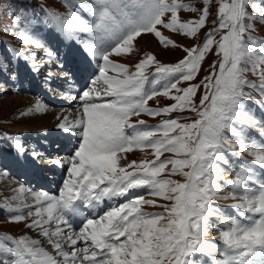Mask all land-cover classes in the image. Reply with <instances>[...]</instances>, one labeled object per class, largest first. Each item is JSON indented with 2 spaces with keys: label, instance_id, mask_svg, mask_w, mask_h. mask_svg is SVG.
Returning <instances> with one entry per match:
<instances>
[{
  "label": "snow or ice",
  "instance_id": "6c2138e0",
  "mask_svg": "<svg viewBox=\"0 0 264 264\" xmlns=\"http://www.w3.org/2000/svg\"><path fill=\"white\" fill-rule=\"evenodd\" d=\"M203 3L199 18L189 21H181L178 12L198 9L179 0H79V9L87 16L71 4L66 14L45 12L46 27L81 45L84 71L93 61L102 64L99 75L83 91L82 112L71 124V130L80 137L74 154L52 161L61 167L68 165L59 195L29 193L34 204L23 208L5 202V210L15 213L9 222L32 218L25 226L38 230L37 235L45 238L52 251L40 239L28 235L17 239L0 234V264H264V121H257L241 103V97L248 95L243 92L244 85L264 95V40L251 35L245 38L255 30L256 23L264 24V0L260 4L256 0H219L218 25L201 46L184 48L187 55L178 63L162 64L148 54L130 72L125 64L110 59L131 54L134 42L143 33L153 34L164 47H175L158 25L172 33L195 37L210 16L211 0ZM218 34L220 39L216 41ZM17 37L25 44L43 47L40 39L27 30H21ZM214 44L217 55L222 56L219 70L204 77V94L197 105L193 97L201 84L184 88L179 84L196 77ZM242 63L250 64L259 85L243 78L249 69L241 67ZM150 66H154L151 80L146 74ZM0 70L7 71L2 65ZM110 71L116 75H108ZM157 96L175 103L148 107V101ZM34 110L40 112L43 106L37 104ZM185 110L198 118L191 123L166 119L155 127L146 126L142 119L132 122V117L142 114L156 117ZM66 123L67 118L59 127L68 131ZM258 126L259 138L252 137L249 130ZM158 133L162 138L152 139ZM149 148L156 157L151 161H129L123 155ZM225 151L233 155L246 152L256 167L241 158L235 178L226 182L229 196L220 197L223 186L219 181L225 170L222 165L231 164ZM165 152L175 158L160 160ZM32 155L35 158L38 154ZM169 165L168 175L181 176L183 182L158 179ZM140 188L170 203L157 205L144 195L131 198L130 193ZM17 191L25 193L26 189L21 186ZM120 197L128 199L115 206L108 203L101 214L85 217L78 230L70 227L69 219H78L82 208L95 210ZM228 198L237 201L228 206L235 210L233 213L212 204L214 199ZM145 205L164 211L144 212ZM24 208L28 209L26 215ZM214 216L220 218L215 225L219 243L205 239ZM53 224L55 228L50 227ZM66 244L70 251L65 249Z\"/></svg>",
  "mask_w": 264,
  "mask_h": 264
},
{
  "label": "rangeland",
  "instance_id": "374dc122",
  "mask_svg": "<svg viewBox=\"0 0 264 264\" xmlns=\"http://www.w3.org/2000/svg\"><path fill=\"white\" fill-rule=\"evenodd\" d=\"M168 2L170 3L171 0H168ZM179 2L184 3V4H190V5H194L198 11L196 12H190V11H184V10H180L178 12V15L181 19V21H189V20H196L199 18V15L201 14V11L204 7V3L203 0H179ZM218 3L219 0H211L210 3V16L208 17V20L206 22V25L204 28L200 29L195 37H186L182 34L179 33H172L167 29L162 28L161 26H157V29L159 31H161L162 35L171 38L174 43H175V47L173 46H168V47H164L163 45L160 44L159 40L151 33H143L140 37L137 38V40L134 42V49L132 51L131 54L129 55H125L122 54L119 57L116 56H112L110 57V59H112L114 62L117 63H122L125 64L128 68L130 72H134L135 71V64L138 63L140 60L145 59L146 56L148 54L154 55L156 57V60L159 61L162 64H175L178 63L180 60L184 59L187 55V53L183 50L184 48H190L192 46H201L204 42V38L206 37V35L212 31V29L214 27H216L219 23V20L217 19V11H218ZM256 3L260 4L262 3V0H256ZM73 5L74 6V10L79 9V0H0V65H2L4 68H7L6 63L4 62V51L3 49H1V46H8L11 47L15 46L17 48V50L21 51L22 53H25L26 55V59L30 58L32 59V61L29 62H34L33 64H35V68H33V65L28 67V72H29V84H30V88L33 87V89H29L28 87L23 88L22 84L18 83L17 85H20L19 88L15 87L14 85L10 86L8 84V82H4L5 80H3V76L2 74H5V71L0 70V151L1 150H9V149H13L11 151V153L13 154H19V150L22 148L23 151L21 152L23 157L26 158L27 161L30 160H34L36 159L37 162L39 164H45L48 161H53L51 160V154L50 155H45L40 153V147H39V139L40 137L46 139V134H52L53 138L57 135V136H61L59 135L60 133L63 134L64 137H69V132L73 133L71 130V127L69 128L68 131H61V128H51L48 127L49 130L47 131H42L44 129H46L45 127L48 126L45 125L46 122H44V125L42 123V121H35V119L39 118V117H34L36 115L34 109H32V107L29 109L28 111V118L25 119V123L22 120V123L19 120V113H21L19 110H15V105H17V102L19 99H25V107H30V105L36 101L39 104L43 105H48L49 108H51L49 106V103L44 102V95L41 93L39 96H34V94H36L35 91V83L38 86V88H45L42 85H40V83L38 82V73L39 70L40 71H47L49 69H52V67L55 64V61L57 60V65H55V69H57L56 66L59 67V69H57L56 72H54L53 70H49L47 75H49V79H46L45 82L48 83L47 89L49 90H45L44 92L48 93H52L53 95H56L59 87L61 86V84H63L64 81L61 80H66L69 81L71 76L68 75L65 69L66 64L60 65L61 61L60 58L65 54V53H69L70 50L68 51H64L63 53L58 52L59 54V59H56L58 56L56 54V56L54 57L53 54L47 50L48 48L45 47L44 43L45 41H42L40 39V37L38 36L39 34V26L38 23H40L39 19L44 20V16H45V12L48 11H53V12H57V13H62V14H66L69 11V8L67 5ZM43 10V11H42ZM249 11L251 12V8H249ZM167 16H170V13L167 14ZM166 16V18H167ZM17 17H19V19L17 20ZM33 20H36L37 23L36 24H32L31 22ZM213 21H215V24L213 23ZM46 29H50L49 27H46ZM21 30H27L29 35L40 39L41 43L43 44V47H36L33 44H25L22 42L21 39H18L17 34L21 31ZM55 31H53V28L50 29V34H45L42 28V35L43 37H52V39H54L55 37H58V39L60 38V40L55 43H57L56 45H62V41L63 44H67V41L65 40V37L63 34L59 33L56 34L54 33ZM248 35H251L259 40H264V24L261 23H256L255 24V30L246 33L245 34V38H247ZM81 39L85 38V34L81 33L79 34ZM216 41H219L220 39V35H216L215 37ZM72 40V39H70ZM53 41H49V45H52ZM76 46L74 47L75 49H80L81 45L79 43L76 42ZM4 49H8L7 47H4ZM81 50V49H80ZM79 50V51H80ZM54 51V50H53ZM55 52V51H54ZM50 53V55L48 54ZM57 53V51L55 52ZM84 53V52H83ZM6 54V52H5ZM71 55V53H70ZM82 57V56H81ZM84 58V57H82ZM15 59L17 60V53L15 52ZM222 56L217 55V47L214 44L211 51H209L208 53H206L205 55V59L201 62V66H200V70L198 71L196 77L192 80V81H188V82H181L179 84V87L184 88V87H188L190 84H201V82L204 80L205 76L210 75L214 70L218 72L219 70V62L221 61ZM7 62V60H6ZM94 63H97L94 61ZM99 64H102V61L99 62ZM215 64L216 67L215 69H213L212 65ZM40 68V69H38ZM241 67H245L247 69H249L248 71H245L243 73V78L246 81H249L251 83H254L256 85H259L260 81H259V77L258 75H254L252 73V71L250 70L251 66L250 64H245L242 63ZM32 72H34V74H32ZM153 73H154V66H150L147 70H146V74L149 77V80H151L153 78ZM108 75H116L115 72H108ZM33 78H36V80H34ZM40 78V77H39ZM65 81V82H66ZM25 82H27V78H24L22 80V83L24 84ZM56 89H55V87ZM25 89V90H24ZM46 89V88H45ZM43 92V91H41ZM243 92L247 93L248 95H245L243 97H241V103L244 106V102L243 99H246L247 97H253L255 96L259 101H264V95H261V92L258 89H254L252 87H249L248 85H244L243 86ZM173 94H176L175 92H173ZM204 94V88L203 85L201 84V87L197 90L195 96L193 97L195 103L197 105H199V100L202 97V95ZM43 96V97H42ZM68 97V96H67ZM52 98V97H51ZM102 100L104 99L105 101H107V99L104 97L101 98ZM110 100V99H108ZM20 101V100H19ZM175 103V101H172L166 97L163 96H157L152 100L148 101V107L150 108H163L166 106H170L171 104ZM245 107V106H244ZM52 109V108H51ZM55 111H60V113L58 114V117L54 118L53 120L51 119V121L56 125L57 120H60L61 118H65V116L67 114H69L70 112L73 113L75 111H71V110H66L64 108H60L58 107L57 109H52ZM260 112H264L263 110L259 109ZM80 112V111H79ZM73 115V116H72ZM70 115V117H72V121L74 122L76 119V116H78V112H75L74 114ZM16 118V119H15ZM172 118H176L178 119V121L180 123H191L192 120L197 119L198 117L196 116V114L194 112L185 110L183 112L177 111V112H173L169 115H159L156 117H150L147 115H141L139 117H132V122H136L137 120H144L145 121V125L148 126L146 124L147 123H157L161 120L164 119H172ZM18 119V120H17ZM29 119V120H28ZM264 121V118H263ZM50 122V123H52ZM54 124H51L52 127L54 126ZM159 124V123H158ZM21 127L22 130H18L20 129L19 127ZM51 128V129H50ZM26 129V130H24ZM42 129V130H41ZM54 130V131H52ZM21 131V132H19ZM52 131V132H51ZM75 131H79L78 129H76ZM131 131V130H128ZM51 132V133H49ZM251 133V132H250ZM4 135H8L11 140L13 141L14 145L12 142H10ZM30 136L32 137V139H27L26 136ZM66 135V136H65ZM257 135H260V133H255L252 137H256ZM26 137L24 140L21 138ZM35 137V138H34ZM49 138V137H48ZM162 138V136H155L153 137V139H160ZM14 139V140H13ZM232 139V138H229ZM28 140H32V141H28ZM37 140V141H36ZM235 140V139H233ZM56 142V140H51L50 145H53V142ZM37 144V145H36ZM33 147H32V146ZM32 148V149H31ZM46 150V149H45ZM36 152L38 155L34 158L32 153ZM49 152V151H47ZM28 155H27V154ZM246 153V152H244ZM8 153H3V163L8 164L9 158H5V156ZM164 154H167V157H172L175 158L174 154L172 153H168L165 152L160 156V160H164L166 159L164 156ZM128 155H130V157L128 156L127 159L129 161L131 160H135L137 162H140L142 160H154L156 157L153 155L152 149H145L143 152H141L140 150L136 149L131 153H128ZM39 156L41 158H39ZM228 156H235V155H231L230 152L228 154ZM251 157V156H250ZM239 158H243V157H239ZM245 158V157H244ZM253 158V157H251ZM6 159V160H5ZM15 159V158H14ZM121 163H124V161H121ZM47 165V163L45 164ZM53 166L52 163H49L47 166ZM25 166V165H24ZM68 167V165H67ZM168 168H171V165L168 166ZM9 169H11L9 167ZM21 170V174H24V170ZM170 171V170H169ZM168 171V172H169ZM46 172V171H45ZM168 172L166 171V176L168 178L172 179L171 180H177L180 182H183V177L181 176H172V175H168ZM55 175V173H52ZM25 175V174H24ZM14 176V175H13ZM158 179H166L164 176H162V174L158 177ZM222 181V180H221ZM221 181H219V183L221 184ZM20 182V181H17ZM21 186H19V184H16L13 179L11 178L9 171L7 168L1 166L0 164V211L2 213L5 212L4 208L5 207V202L7 201L8 204H10L12 207H24L25 204L27 205H33L34 201L32 199V196L29 194V192L25 193H20L17 190L20 188ZM26 189V188H25ZM13 197H19L20 199H16L14 200ZM26 198V199H21V198ZM148 199V198H146ZM150 199L155 200L156 204H164V203H170L169 201H164L158 197H151ZM216 200V199H214ZM233 202V199H231ZM27 208H24V214L26 215L27 213ZM142 210L144 212H149V213H158V212H163L164 209L160 208L158 206H149V205H145L142 207ZM15 213H11V215H14ZM6 215V214H3ZM10 215V214H8ZM10 215V216H11ZM7 218V219H6ZM0 217V234H7V235H11L14 238H19L22 235H28L30 237L33 238H41L40 236L37 235L38 230H31L28 229L25 225L27 223H31V219L32 218H28L25 221L19 222V223H12L9 222V218L8 217ZM216 222V219L214 220V218L211 220ZM217 223V222H216ZM54 227V224H53ZM213 234V232H212ZM45 246V248L47 250H50L49 246L46 241L43 242ZM47 245V246H46Z\"/></svg>",
  "mask_w": 264,
  "mask_h": 264
},
{
  "label": "bare ground",
  "instance_id": "6f19581e",
  "mask_svg": "<svg viewBox=\"0 0 264 264\" xmlns=\"http://www.w3.org/2000/svg\"><path fill=\"white\" fill-rule=\"evenodd\" d=\"M84 15L86 16V14L84 13ZM53 31H55L54 33H56V34H58V32L55 30V28H53ZM59 37V36H58ZM59 40H60V38H59ZM64 41H67V44H63V41H62V45H58L57 46V58L56 59H59V54H58V52H60L61 50V53H63L64 51H68V50H70L69 51V53H65L61 58H60V60L61 61H63V62H61L60 63V65H63V64H66V66L68 65L67 63L70 61V60H73L74 59V57H76V58H79V59H83L84 60V58H82V57H84V53H83V50H82V48H80V49H75L74 47L77 45L76 44V40L75 39H72V40H70V39H66L65 38V40ZM55 42H57L58 43V41H55ZM56 43V44H57ZM80 50V51H79ZM70 53H71V55H70ZM82 56V57H81ZM92 63H94V61L92 62ZM94 65L98 68V70H99V64L98 63H94ZM32 74H34V72H32ZM78 76H79V72H75L74 73V75L73 76H71V78H70V80L69 81H66L65 83L63 82V84H61V86L59 87V90H58V92H57V94L56 95H53L52 93H48L47 92V94H46V92H42V94L44 95V102H46V103H49V106L52 108V109H57L58 107H60V108H64V109H66V110H71V111H75V112H78V116H76V119L80 116V114H81V112H82V107H83V101L80 99V97H81V95H82V93H83V91H81L77 86L80 84V82H81V78L80 79H78ZM34 80H36V78H33ZM38 82L40 83V85H42L43 87H45L44 86V84H41V82H40V79H39V77H38ZM36 84V83H35ZM76 84H77V86H76ZM34 86V85H33ZM37 86V85H36ZM91 86V85H90ZM55 87V86H54ZM35 88V87H34ZM29 89H33V87H29ZM36 89V88H35ZM37 89H38V86H37ZM37 89H36V91H37ZM45 89V88H44ZM55 89H56V87H55ZM46 90H49V89H46ZM68 96V97H67ZM43 97V96H42ZM52 97V98H51ZM102 98V97H101ZM100 98V99H101ZM104 98V97H103ZM107 100L108 99H111V98H109V97H105ZM20 100V101H19ZM18 101H16L17 102V105H15V110H19L21 113H19V120H20V122L22 123V120L24 121V123L26 122L25 121V119L26 118H28L29 116H28V111H29V109L32 107V109H35V106L37 105V104H39L38 102H34L33 103V106H32V104L30 105V107H25V102H26V100L25 99H19ZM43 106V105H42ZM51 108H49L48 107V105H45L44 104V106H43V110L42 111H40V112H37V111H35V113H36V115L34 116V117H39V118H37V119H35V121H42V123H43V125H44V122H46L45 123V125H47L48 124V126H46L45 128L46 129H44V130H42V131H47V130H49V128L48 127H51V128H60L59 127V124H61V123H65V118H67V123H66V127L69 129L70 127H71V124H72V120L74 119H72V117H70V115H72V114H74L75 112H73V113H69V114H67L66 116H65V118H61L60 120H57V122H56V125L51 121V119L53 120L54 118H56V117H58V114L60 113V111H55V110H52ZM75 108V109H74ZM76 109H79V110H77L76 111ZM80 111V112H79ZM260 114H262V117L264 118V112H260ZM73 116V115H72ZM16 119V118H15ZM18 120V119H17ZM29 120V119H28ZM50 122H52V123H50ZM23 124V123H22ZM51 124H54V126L52 127V125ZM21 127L22 126H20L19 128L20 129H18V130H22L23 131V129H21ZM50 128V129H51ZM24 130H26V129H24ZM52 131H54V130H52ZM51 131V132H52ZM61 131H65L64 129H62ZM252 130L250 129L249 130V134H250V132H251ZM19 132H21V131H19ZM51 132H49V133H51ZM73 132V131H72ZM75 132H79V131H75ZM69 139H70V137L71 136H73V139H74V137L76 138V139H78L79 138V136L78 135H76L74 132L73 133H70L69 132ZM59 135H61V136H63V134L62 133H60ZM46 136V139H44V138H42V137H40V138H38L39 139V147H40V150L41 151H44L46 154L45 155H52L51 156V160H59L58 158H57V155H56V153L54 154V147H55V141L53 142V145L51 144L50 145V141L52 140H59V136H55L54 137V139H52L53 138V135L52 134H46L45 135ZM66 136V135H65ZM259 136L260 135H257L256 136V138H259ZM27 137V139H32V137H30L29 135L28 136H26ZM26 137H24V138H21V139H25ZM49 137V138H48ZM35 138V137H34ZM33 140V139H32ZM37 141V140H36ZM37 145V144H36ZM32 146V145H31ZM33 147V146H32ZM32 149V148H31ZM46 149V150H45ZM13 149H9V150H1L0 151V154H1V156H0V164L3 166V167H7V168H11L10 169V172H11V174L12 175H14L16 178H17V181H21L20 180V178H19V176H18V172H20L21 173V170L20 169H22V170H24L23 172H24V174H25V176L26 177H29V175L31 174V173H35V175H36V177L39 179V180H42L43 179V173L46 171V174H48L49 176H54V174H52V173H55V172H59L61 175L64 173V168H65V166H67V165H64L63 167H61V166H58V165H55V164H53L52 163V161L50 162V161H48V162H46L47 163V165L49 164V163H52V165L53 166H47V165H45V164H39L38 162H37V160L36 159H34V160H30V161H27L26 160V158L25 157H23V155H22V153L20 152V150L18 151L19 152V154L20 155H17V154H13V153H11V151H12ZM47 151H49V152H47ZM56 152H58V150H55ZM3 153H8L7 155L8 156H5V158L7 159V158H9V160L8 161H6V162H8V164H10V165H7V164H4L3 163ZM123 155H126L127 157L129 156L130 157V155H128V153H126V154H123ZM15 158V159H14ZM228 159H229V161L231 162V164L230 165H222V167L225 169L224 170V173H223V178L225 179V180H233L234 178H235V176H234V172H235V170H236V167L238 166V165H240L241 163H242V160L243 161H248L249 162V160L248 159H246V158H242V160H241V158H239V157H237V156H228L227 157ZM5 159V160H6ZM25 165V166H24ZM253 167H256V165H255V162L253 161V165H252ZM48 172V173H47ZM23 174V173H22ZM23 174V175H24ZM56 175V174H55ZM49 178V177H48ZM59 178L60 177H58L57 179H56V177L55 178H53L52 180H50L49 181V183H48V186L51 188V189H53V191H55V192H57V193H59V190H58V188H59V182L57 181V180H59ZM67 178V174H66V176H64V179H66ZM61 188H62V186H61ZM61 190V189H60ZM28 192V191H27ZM220 197H227V196H229V193H228V191H226L225 189H224V187H223V190L218 194ZM21 199H26V198H21ZM219 200H222L223 202H228V201H230V199L228 198V199H219ZM219 202H221V201H219ZM223 202H221V204H217V206H215V207H219V206H222V205H224V203ZM214 218V220L216 219V222L218 221L217 219H219L218 217H216V216H214V217H212L211 218V220ZM210 220V223H211V225H212V227L210 228V231H209V233H208V235L205 237V239L206 240H209V241H215V242H217L218 241V237H219V231H217L216 230V228H215V225L216 224H218V223H216V222H214V221H211ZM50 227H52V228H55V225H54V227H53V225H51ZM65 232H67L66 231V228H65ZM212 232H213V234H212ZM37 239H40L41 240V242H42V245H44V241H45V238H43V237H41V238H37ZM218 243V242H217ZM47 246V245H46ZM45 247V246H44ZM49 248H50V250L49 251H52V249H51V247L49 246ZM65 249L66 250H68V245L66 244L65 245Z\"/></svg>",
  "mask_w": 264,
  "mask_h": 264
}]
</instances>
